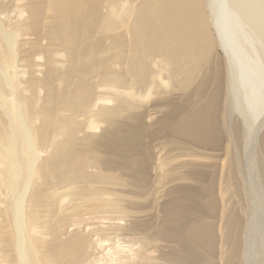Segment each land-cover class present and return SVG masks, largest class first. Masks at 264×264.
<instances>
[{"label":"bare ground","instance_id":"6f19581e","mask_svg":"<svg viewBox=\"0 0 264 264\" xmlns=\"http://www.w3.org/2000/svg\"><path fill=\"white\" fill-rule=\"evenodd\" d=\"M240 29L264 63V0H0V264H264Z\"/></svg>","mask_w":264,"mask_h":264},{"label":"rangeland","instance_id":"374dc122","mask_svg":"<svg viewBox=\"0 0 264 264\" xmlns=\"http://www.w3.org/2000/svg\"><path fill=\"white\" fill-rule=\"evenodd\" d=\"M229 36L231 37L230 41L236 47L235 48V50H236L235 56L243 58L247 63L249 62L250 65L253 66L252 74L250 73L247 76H245L243 74L244 78H245L244 79L245 85L248 86V88H250V93L247 94V96H248L247 97V99H248L247 105H248V103L250 104V105H248V108L250 107L249 109L252 111L253 106L255 107V105L259 104V103H256V102H258L259 98H260V100L262 98L264 99V94H263L264 93V72H263V70H264L263 64L264 63H263L262 59L258 56V50L256 48V44L252 38V35L249 33V31L240 29L238 32L233 33L232 35L229 34ZM237 50H239V52ZM256 73H258L259 76ZM252 76L254 77V79L255 78L256 79L253 80ZM246 78L250 79V81H248V79H246ZM257 78L260 82L257 80ZM243 83L244 82H242V83L239 82V85H242V87H244ZM252 92H254L255 94ZM251 96H252V98H251ZM244 97H245V95H244ZM244 97L242 98V101L244 100ZM249 99L250 100L252 99L251 102ZM259 102H261V101H259ZM251 104H254V105L252 106Z\"/></svg>","mask_w":264,"mask_h":264}]
</instances>
